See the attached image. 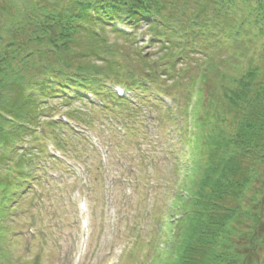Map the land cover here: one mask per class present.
I'll list each match as a JSON object with an SVG mask.
<instances>
[{
    "label": "rangeland",
    "instance_id": "rangeland-1",
    "mask_svg": "<svg viewBox=\"0 0 264 264\" xmlns=\"http://www.w3.org/2000/svg\"><path fill=\"white\" fill-rule=\"evenodd\" d=\"M31 1L20 0L21 8H25L22 7L24 3L31 6ZM177 2L178 5L182 3ZM189 5L195 7L196 1L191 0ZM206 13L211 14L210 9ZM239 13L241 11L232 17L234 21L242 19ZM0 15V52L12 39L23 44L19 56L12 53L6 79L18 80L26 86L40 108L34 113L37 116L35 122L28 125V135L18 140L20 144L31 138L32 146L23 147L27 153L16 148L14 154L15 157L39 159L40 174L35 172L37 168L33 172L29 168L28 183L12 197L8 208L5 203L1 206L0 264H18L17 259L23 264H165L170 249L177 244L178 238L173 237V233L178 234V231L174 225L170 232L164 221L169 218L175 223L179 217L183 220L182 215L189 209V204L184 203L182 209L169 210L166 196L173 194L177 187L179 193H183L182 183L192 163L197 162L202 170L205 169L215 133L225 136L233 133L235 113L231 99L239 93L241 79L248 71L263 70V38L254 37L258 34L257 29L246 26V33L243 31L239 37L227 35L220 42H214V39L206 42L205 37L196 39L198 45L181 53L183 45L176 42V36L162 34L154 40L148 36L154 25L150 20L132 26L129 37L118 35L110 27L96 25L98 30H93L94 26L89 25L87 31L92 29L95 38L104 43L100 45L97 41V44L94 38L82 35L72 44L83 52L79 55L78 51L70 50L65 55V62L88 65L92 71L98 66L101 76L93 82L100 87L105 81L120 83L128 76L131 78L140 73L151 85L146 89L139 86L132 92L126 91L123 98L132 101L134 108L128 103L115 104L118 101L109 92L116 93L118 85L115 83L111 88L106 86L108 93L102 91L106 103L101 97L89 94L83 96V100H65L52 92L47 95L35 93L37 88L32 89L29 85L43 76L45 67L50 72L58 69L62 73V69L70 68L62 60L63 48H58L61 52L51 53L45 45L42 53H26L36 49L25 36L30 28L23 22L22 31L14 35L6 29L7 19ZM202 21L208 20L198 22ZM234 23L237 28L240 21ZM213 24L212 19L208 21V26ZM177 25L180 24L174 23L172 30ZM214 36L217 39L220 35ZM104 50L108 52L104 54ZM171 51L175 55L170 58ZM172 61L174 66H170ZM199 74H203V80L198 79ZM42 85L48 88L47 83ZM45 98L49 99L44 101ZM73 111L81 112V117L74 118ZM60 112L72 116L76 123H68V130L58 137L63 144L59 145V150L69 156H60L64 165H58L56 171H52L53 162L46 155L47 152L54 154L52 146L47 143L44 146L42 139L52 137L56 125L50 122L62 118ZM131 113L136 115L135 119H130ZM121 115L127 117V123L121 121ZM45 125L47 128L41 135L36 128ZM218 127L222 132L217 131ZM226 148L229 150L227 145ZM260 173L264 176L263 168ZM0 175L3 177L5 173L0 172ZM37 182H41L39 189ZM31 188L36 209L28 205ZM257 188L252 185L247 197L252 198ZM179 193L175 196V205L179 203ZM82 203L88 207L83 215L89 224L86 230L81 224L79 207ZM15 207L26 213H14L9 217L8 226L2 229L4 217L10 214L8 210L14 212ZM34 227L37 229L35 235L29 230ZM24 228L25 231L15 234ZM146 228L143 239L152 240V246L148 247L144 242L138 249L137 238ZM39 229L43 230L39 232ZM83 233L88 240L81 248ZM263 254L261 251L260 255ZM18 256L24 257V261L16 258ZM259 263L264 264L263 256Z\"/></svg>",
    "mask_w": 264,
    "mask_h": 264
},
{
    "label": "trees",
    "instance_id": "trees-1",
    "mask_svg": "<svg viewBox=\"0 0 264 264\" xmlns=\"http://www.w3.org/2000/svg\"><path fill=\"white\" fill-rule=\"evenodd\" d=\"M177 1L33 0L31 6L24 3L22 7L25 8H21L20 0H0V13L7 19L6 29L14 35L22 31L23 22L30 28L25 36L35 44L36 49L32 48L26 53H42L47 45L51 53L63 50L61 56L64 62L67 59L65 55L70 50H76L81 55L83 51L77 50L72 43L78 37L82 38V35L94 38L97 44L104 43L98 41L92 31H87L89 25L110 27L118 35L124 36V32L118 29L119 26L133 28L140 21H148L154 17L164 25L156 23L151 27L153 40L162 34L176 37L186 34L181 53L184 50L187 53L192 46L198 45L196 39L205 37L206 42L213 39L214 42H220L227 35L239 37L243 31L246 33V26L257 29L258 34L254 37L261 36L264 40V0H195L196 6L193 8L189 5L191 0H180V5ZM207 9H210L211 14L206 13ZM239 11L242 19H236L240 23L235 28L236 21L232 17ZM200 19H212L214 24L210 27L208 21L199 23ZM174 23L180 25L172 30ZM216 34L220 35L217 39L214 36ZM6 44L0 52V172L5 173L3 177L0 175V216L3 212L2 204H7L5 207L8 208L12 197L28 183L30 169L31 172L33 170L35 163L32 159L15 157L14 154L16 148L22 149L25 141L18 144V140L28 135V125L35 122L37 116L34 113L40 111L32 98L33 94L26 86L18 80L6 79L12 53L13 56H19L23 47L15 39ZM16 44L18 47H14ZM102 52L106 54L108 51ZM169 55L171 58L175 52L171 51ZM65 63V66H70L65 69L72 71L62 69V73L54 69L50 72L45 67L43 76L29 87L35 90L37 88L38 92L35 93L41 95L52 92L59 99H65L62 93L64 90H70L73 99H81L84 92H92L89 88L97 91L92 92L95 95L105 96L102 94L103 90L108 93L104 83L100 87L93 82L101 76L98 66L93 72L87 68L88 65ZM54 71L59 75H54ZM140 77V73L131 78L128 76L124 81L125 87L131 90L139 86L146 89L148 86L142 85ZM42 80L44 82L41 83ZM146 82L151 85L150 80L146 79ZM46 83L48 88L42 85ZM239 89V93L234 94L231 99L232 111L235 113L233 133L227 136L215 133L205 169L202 170L197 162L191 164L182 183L184 191L179 193V203H173L174 211L182 209L184 203L189 204V209L182 215L183 220L182 217L175 223L165 220L164 224L170 232L174 225L178 231V234L173 233V237L178 238L177 244H173L165 264H261L260 257H264V254L260 255L261 251L264 252V176L260 173V169H264V68L248 71L241 79ZM47 99L49 98L44 101ZM115 104L127 105L119 101ZM80 113L73 111L71 115L79 119ZM31 129L35 131V128ZM64 129V125L56 124L52 130V138L58 149L59 145H63L58 139L59 133ZM219 130L220 127L217 128ZM29 142L33 144V141ZM21 181L25 183L22 184ZM252 185L258 188L254 191V196L248 198L247 191ZM261 195L262 198L259 199Z\"/></svg>",
    "mask_w": 264,
    "mask_h": 264
}]
</instances>
